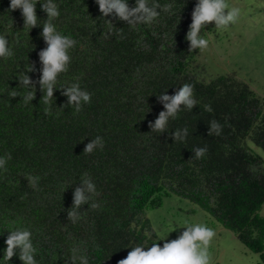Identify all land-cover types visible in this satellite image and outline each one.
<instances>
[{
	"label": "trees",
	"instance_id": "trees-1",
	"mask_svg": "<svg viewBox=\"0 0 264 264\" xmlns=\"http://www.w3.org/2000/svg\"><path fill=\"white\" fill-rule=\"evenodd\" d=\"M45 2L38 0V26L31 29L24 28L21 9L10 11V0H0V35L14 53L0 58V157L11 155L7 171L0 170V264H22L18 249L10 261L3 260L8 231L16 228L31 231L38 264H67L73 248L88 264H118L131 248L159 243L147 233L144 213L171 195L207 212L264 264V218L258 215L264 164L242 144L247 138L264 151V99L233 75L196 77L198 49L189 51L186 34L197 0H157L171 4V12L160 11L151 24L134 27L114 14L103 17L96 0H54L60 15L53 24L77 43L50 104L43 103L37 84L35 99L25 105L9 94L27 91L18 78L28 64L34 62L36 71L26 74L40 78L38 53L47 47L41 36ZM127 3L131 8L136 0ZM120 29L123 38L115 35ZM72 83L91 93L80 112L63 107L67 97L61 88ZM184 83L194 86L196 107L182 106L166 132L151 133L149 122L164 110L157 95L165 90L173 95ZM212 119L223 125L219 136L207 134ZM185 127L186 140L174 142L172 132ZM96 136L103 137L104 148L84 155ZM197 146H207V153L190 159ZM84 173L97 194L73 223L67 212ZM28 175L40 178L35 189Z\"/></svg>",
	"mask_w": 264,
	"mask_h": 264
},
{
	"label": "clouds",
	"instance_id": "clouds-1",
	"mask_svg": "<svg viewBox=\"0 0 264 264\" xmlns=\"http://www.w3.org/2000/svg\"><path fill=\"white\" fill-rule=\"evenodd\" d=\"M38 0H10V11L16 9L22 10L24 18V28L38 26L36 15V4ZM99 11L103 17H109L114 14V18L124 21L130 27L138 24H151L160 15V11L171 12L172 5L165 4L161 6L157 0H136L134 7H129L127 0H96ZM159 10V11H158ZM42 11L47 14V20L44 21L41 36L47 47L39 53V61L42 65L40 69V78L32 80L26 73L35 72V63L28 64L25 72L21 73L18 81L19 88L23 87L27 91L20 93L16 89L10 92L11 98L20 96L25 105L32 102L36 95V86L39 85L40 91L44 93L42 101L45 105H49L54 97L56 89L57 77L59 74L68 71V65L71 61L69 50L74 48L77 41L71 36L60 34L53 20L60 13L58 5L54 0H46L42 3ZM241 15L238 7L230 6L227 0H197L192 12V23L186 34V40L189 42V51L200 49L204 50L208 47L209 41L203 38L200 33L201 29L206 25L215 24L217 30H226L230 25L235 24ZM105 22L113 26L110 20ZM114 27V26H113ZM111 31V30H110ZM123 38V31L120 29L115 33ZM14 55L9 47V42L5 36L0 35V58H9ZM62 95L67 97V103L63 107L74 108L76 112L82 110L83 104L91 102V93L83 90L79 83H72L61 88ZM194 86L184 83L179 87L173 95H168L167 90L163 94L157 95V101L162 104L163 111L158 114V118L154 122H149L148 127L152 132H166L170 119H176L178 113L183 108L192 111L196 107L198 101L194 98ZM204 110L211 113L213 111L210 105H205ZM49 108H45L47 114ZM208 135L219 136L222 133L223 125L216 119H212L208 123ZM188 128H177L172 132L170 138L174 142H184L188 137ZM105 142L103 137L96 136L90 140L84 147L83 154H92L95 150L104 148ZM207 146L194 147L193 157L190 159H201L207 153ZM11 159L10 154L0 157V170L7 171V162ZM28 185L35 189L39 182L38 176L28 175L25 177ZM96 186L88 173H84L81 177L79 186L75 187L73 192V205L68 210V220L75 223L80 219L81 206L87 204L93 195H96ZM92 208L98 207L96 203L91 204ZM185 230L174 240L166 241L161 247L154 243L151 247L135 246L131 248L124 259L118 261V264H210L209 245L215 236V231L204 224H186ZM9 235L5 241L7 247L4 252L3 260L10 261L19 250V259L22 264H38L35 259L37 249L32 242V233L28 229L16 228L9 230ZM78 249H72V256L67 264H76L79 260L80 264H88L86 255H77Z\"/></svg>",
	"mask_w": 264,
	"mask_h": 264
},
{
	"label": "rangeland",
	"instance_id": "rangeland-1",
	"mask_svg": "<svg viewBox=\"0 0 264 264\" xmlns=\"http://www.w3.org/2000/svg\"><path fill=\"white\" fill-rule=\"evenodd\" d=\"M238 7L241 15L226 30H217L210 24L203 34L209 41L204 50L198 49L196 77L204 81L219 75H233L245 82L260 98L264 99V0H227ZM243 146L258 156L264 164V151L249 139ZM258 215L264 218V204ZM150 230L159 245L174 240L186 224H204L215 231L209 245L210 264H261L257 254L249 251L233 234L220 226L207 212L196 204L174 195L162 200L159 207L146 210Z\"/></svg>",
	"mask_w": 264,
	"mask_h": 264
}]
</instances>
